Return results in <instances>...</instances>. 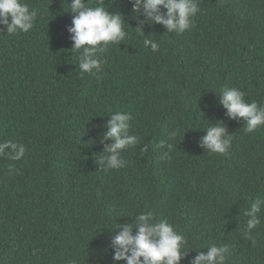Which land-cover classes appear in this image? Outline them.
<instances>
[{"label":"trees","instance_id":"16d2710c","mask_svg":"<svg viewBox=\"0 0 264 264\" xmlns=\"http://www.w3.org/2000/svg\"><path fill=\"white\" fill-rule=\"evenodd\" d=\"M22 2L37 10L33 28L0 31V142L27 149L19 161L0 156V264H112L109 230L141 212L185 237L179 264L225 243L226 264H264V207L254 240L245 236V212L264 199V126L246 133L219 104L236 87L264 105V0H199L189 30L145 25L146 37L132 28L129 0H86L129 23L95 75L71 52L68 0ZM116 112L131 113L139 143L121 150L124 167L105 171L98 137ZM220 121L233 136L225 154L199 145Z\"/></svg>","mask_w":264,"mask_h":264},{"label":"clouds","instance_id":"9594fccd","mask_svg":"<svg viewBox=\"0 0 264 264\" xmlns=\"http://www.w3.org/2000/svg\"><path fill=\"white\" fill-rule=\"evenodd\" d=\"M68 2L70 10L67 12L74 14L71 26L67 27V32L71 34V52L80 53L78 68L81 72L95 75L102 69L104 61L101 54L107 51V46L121 44L128 37L125 25L129 23L120 10L109 11L111 6H88L86 0ZM129 2L132 5V18L136 20V27L132 28L145 37L147 36L144 32L145 25L151 27L161 24L167 32L183 33L193 26V18L200 11L199 0H129ZM102 3L105 4L104 0ZM109 4L111 5V2ZM37 15V10L30 9L22 0H0V31L6 29L8 34L28 32L33 28ZM143 44L154 52L159 50L158 43L152 39L145 38ZM219 95V104L226 109L225 115L229 119L243 118L246 133H252L256 128L264 126V105L255 100L246 101L244 92L236 87H225ZM132 119L129 112H116L101 126L106 129L98 137L100 144L103 145L101 151L103 155L97 156L96 163L105 171L124 167L126 162L121 150L135 147L139 143L138 137L130 134ZM202 130L205 134L200 137V147L212 153L225 154L228 151L233 136L228 133L223 121L210 122L209 126ZM176 135V130L170 131L168 141L174 140ZM164 143L161 141V146H164ZM171 146L169 143L168 147ZM26 150V146L19 142L12 140L0 142V156L11 161H19L24 157ZM11 171H14V168L9 165V172ZM262 207L264 199L257 198L245 212L248 217L245 236L250 240H254L252 231L261 222L259 213ZM109 232L108 246L112 253V264L119 261H124L125 264H179L188 250H184L187 244L185 237L178 233L167 219H156L150 212L137 214L134 223L130 221L116 223L114 230ZM196 252L191 264H226L229 245L213 244L206 251ZM72 264L77 262L73 260Z\"/></svg>","mask_w":264,"mask_h":264}]
</instances>
